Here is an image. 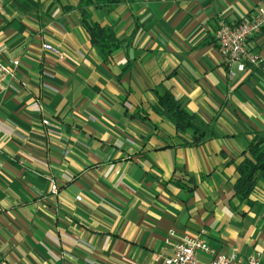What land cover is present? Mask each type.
<instances>
[{
    "label": "crops",
    "instance_id": "obj_1",
    "mask_svg": "<svg viewBox=\"0 0 264 264\" xmlns=\"http://www.w3.org/2000/svg\"><path fill=\"white\" fill-rule=\"evenodd\" d=\"M77 3L1 2L0 57L19 62L0 78V264H163L169 228L264 264V179L246 200L232 188L264 142V29L248 39L258 65L231 76L213 36L264 0ZM83 19L120 40L106 60ZM157 87L209 129L201 141L153 111Z\"/></svg>",
    "mask_w": 264,
    "mask_h": 264
},
{
    "label": "built area",
    "instance_id": "obj_2",
    "mask_svg": "<svg viewBox=\"0 0 264 264\" xmlns=\"http://www.w3.org/2000/svg\"><path fill=\"white\" fill-rule=\"evenodd\" d=\"M0 0V8H1ZM264 29V8H257L247 18L237 22L228 23L218 20L213 32L220 61L228 68V75H232L231 64L236 63L237 69L241 70L245 64L257 66L260 56L248 45V39ZM42 49L57 53L56 48L50 44L42 43ZM18 58L0 57V78L12 76L18 65ZM46 124V119L41 120ZM50 192L55 193L57 186L50 181ZM79 199V196H75ZM163 243L170 247L171 253L163 257V264H261L259 253L252 251L244 262L234 252H216L210 248L198 235H189L169 228L163 238ZM201 253L208 256L206 261H201L196 254ZM158 255L154 257L157 260Z\"/></svg>",
    "mask_w": 264,
    "mask_h": 264
},
{
    "label": "trees",
    "instance_id": "obj_3",
    "mask_svg": "<svg viewBox=\"0 0 264 264\" xmlns=\"http://www.w3.org/2000/svg\"><path fill=\"white\" fill-rule=\"evenodd\" d=\"M116 0H78L77 6L82 11L91 6L99 8L110 6ZM82 26L87 32L91 45L96 49L102 60L120 45L109 25H100L97 22L82 20ZM155 102L152 106L154 112L169 120L178 132L189 130L191 143L196 144L202 140L208 128L200 123L194 114L186 111L179 99L175 98L167 89L157 87L154 89ZM237 178L232 186L233 195L238 199H247L253 190L258 177L264 179V142L260 138L253 139L247 145L242 160L236 165Z\"/></svg>",
    "mask_w": 264,
    "mask_h": 264
},
{
    "label": "rangeland",
    "instance_id": "obj_4",
    "mask_svg": "<svg viewBox=\"0 0 264 264\" xmlns=\"http://www.w3.org/2000/svg\"><path fill=\"white\" fill-rule=\"evenodd\" d=\"M196 256H197V257H200V256H202V254L199 255V253H197ZM205 257H206V256H205Z\"/></svg>",
    "mask_w": 264,
    "mask_h": 264
}]
</instances>
